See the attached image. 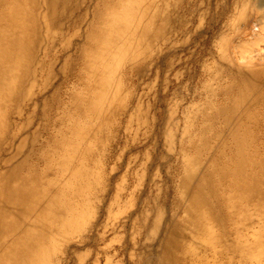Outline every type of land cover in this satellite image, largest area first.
I'll list each match as a JSON object with an SVG mask.
<instances>
[{
	"label": "bare ground",
	"instance_id": "bare-ground-1",
	"mask_svg": "<svg viewBox=\"0 0 264 264\" xmlns=\"http://www.w3.org/2000/svg\"><path fill=\"white\" fill-rule=\"evenodd\" d=\"M207 1L215 6L203 12ZM164 2L0 0V264H52L62 253L61 245L84 230L78 227L76 214L84 206H72L69 185H59L72 163L71 149L80 145L82 127L74 123L72 130H56L42 144L44 155L19 159L27 146L37 145L39 136L20 138L32 122L17 126L11 120L14 106L29 103L39 81L40 91L50 86L59 62L55 49L67 55L62 76L74 65L80 67L79 81L86 94L74 99L89 103L74 102L78 116L97 117L102 100L113 99L118 103L111 113L114 119L126 110L130 98L129 93H120L124 86L112 91L118 70L137 54L153 51L154 40L186 34L194 12L200 24L219 18V31L203 53L209 56L210 68L203 64L199 73L201 80L216 85L210 87L207 80L201 85L210 99L196 105L194 124L186 121L179 142L169 125L165 128V146L176 142L180 151L190 150L192 158L183 157L179 167L176 202L164 220L166 234L154 263L219 264L221 258L227 264H264V0H173L171 9ZM149 22L158 24L153 33ZM173 69L170 64L168 70ZM187 76L186 69L173 76L178 99L169 105L171 115L184 96ZM58 94L54 88L49 97L53 103ZM64 116L61 123L69 120ZM43 121L46 134L51 122ZM143 125L149 126V120ZM17 140V153L8 157ZM49 148L57 152L58 161L51 159ZM92 152L87 148L84 155ZM40 160L48 165L38 172L32 164ZM51 167L58 171L43 184ZM81 176L73 168L70 181ZM124 189L116 190L115 205L109 209L118 208ZM154 207L148 242L165 217L159 200ZM139 260L153 264L145 257Z\"/></svg>",
	"mask_w": 264,
	"mask_h": 264
},
{
	"label": "rangeland",
	"instance_id": "rangeland-1",
	"mask_svg": "<svg viewBox=\"0 0 264 264\" xmlns=\"http://www.w3.org/2000/svg\"><path fill=\"white\" fill-rule=\"evenodd\" d=\"M164 1L161 4L171 9L173 0ZM213 6L207 1L202 11L207 12ZM192 17L193 23L187 27L186 34L173 33L168 35L166 40H154L153 51L151 49L147 55L137 54L118 70L117 83L112 91L124 86L120 93H129L130 98L126 103V110L116 118H111V113H114L118 106L117 101L113 99L102 100L98 107L100 115L97 117L87 116L83 119L78 116L74 111V102L81 106L87 105V100L74 99L76 94H86V89L79 81L80 67L74 65L70 74L62 76L67 55H63L59 47L53 52L58 56L59 62L47 90H39L41 80L37 89H32L34 95L29 103L14 106L11 118L13 123L21 126L28 120L32 122L20 138L39 136L37 145L27 146L19 159L44 155L42 144L47 136L52 133L56 135L58 129L72 130L74 123L83 129L80 145L71 149L72 163L69 164V169H66L59 185H69L71 195L67 197L72 206H84L76 212L80 215L78 227L84 230L81 236H74L68 243L61 245L62 253L53 257L52 264H140V257H145L155 264L166 234L164 220L169 219L176 202L179 167L183 157L192 158V152L180 151L181 147L179 144L177 146L176 142L183 138L181 134L186 121L194 124L192 113L196 105L200 106L199 101L210 99L201 85L206 80L210 87L216 85L211 80H201L199 73L203 64L210 68L209 56L203 53L212 43L215 32L219 31V18L216 16L204 19L200 24L198 13L194 12ZM157 25L149 22L151 33L156 30ZM41 55L42 53L38 58L42 57ZM170 64L174 65L172 71L168 70ZM114 66L116 69L117 66ZM185 69L188 76L184 78V96L179 99L175 114L171 115L169 105L175 101L173 99H178L173 76L184 73ZM54 88L59 89L57 103H53L49 98ZM136 110L146 112L142 116H136ZM63 116L69 120L61 123ZM43 118L50 119L51 122L47 126L49 130L46 134L42 133V128L46 125ZM147 120L149 126H144L143 123ZM167 125L170 127V133L176 137V142L170 147L164 144L168 134L165 130ZM18 144L19 140L15 142L8 157L17 153ZM87 148L93 151L90 156L84 155ZM49 152L51 159H60L53 148H49ZM47 165V160L35 161L32 164L38 172ZM73 168L82 176L70 181ZM51 169L50 175L43 179V184L52 180V173L58 171V167ZM121 186L125 189L122 190L118 208L109 209V206L115 205V192ZM53 195L54 192L48 199ZM156 200L161 202L165 217L148 242L147 235L150 234L151 224L156 218ZM217 262L227 264L226 259L220 258Z\"/></svg>",
	"mask_w": 264,
	"mask_h": 264
}]
</instances>
